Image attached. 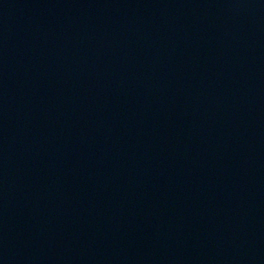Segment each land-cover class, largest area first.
Masks as SVG:
<instances>
[{
	"label": "water",
	"instance_id": "1",
	"mask_svg": "<svg viewBox=\"0 0 264 264\" xmlns=\"http://www.w3.org/2000/svg\"><path fill=\"white\" fill-rule=\"evenodd\" d=\"M0 264H264V0H0Z\"/></svg>",
	"mask_w": 264,
	"mask_h": 264
}]
</instances>
